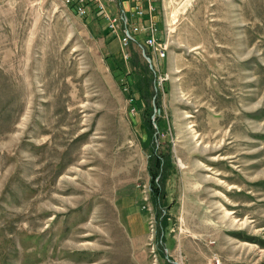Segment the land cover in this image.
Returning <instances> with one entry per match:
<instances>
[{"label":"rangeland","instance_id":"374dc122","mask_svg":"<svg viewBox=\"0 0 264 264\" xmlns=\"http://www.w3.org/2000/svg\"><path fill=\"white\" fill-rule=\"evenodd\" d=\"M155 4L0 0V264H264V0Z\"/></svg>","mask_w":264,"mask_h":264},{"label":"built area","instance_id":"2783aa9c","mask_svg":"<svg viewBox=\"0 0 264 264\" xmlns=\"http://www.w3.org/2000/svg\"><path fill=\"white\" fill-rule=\"evenodd\" d=\"M67 6L71 7L75 14L87 18L92 12L91 2H95L96 11L106 23L108 32L117 35L123 45H127L133 36L137 33L145 32V42L147 45L154 48L156 55L159 54L157 50H162V54L166 50L160 45L158 35V20H157V6L155 0H122L128 3L129 9L113 11L110 3L116 0H62ZM118 1V0H117ZM144 2V3H143ZM146 19V23H139V20Z\"/></svg>","mask_w":264,"mask_h":264},{"label":"trees","instance_id":"16d2710c","mask_svg":"<svg viewBox=\"0 0 264 264\" xmlns=\"http://www.w3.org/2000/svg\"><path fill=\"white\" fill-rule=\"evenodd\" d=\"M136 100H137V99H136ZM148 121H151V116L148 117ZM149 125H150V127H151V126H152V123H149ZM162 160H163V159L160 158V156L157 155V166H159V168H160V163H161ZM159 168H158V169H159ZM162 168H163V167H162ZM158 173H159V172L156 171V174H158ZM159 192H160V191H159ZM159 198H160V197H159ZM154 200L157 201V202H156V207H157V208H158V207H161V205H162V202H161V201H162V200H161V199H158V198H155Z\"/></svg>","mask_w":264,"mask_h":264},{"label":"crops","instance_id":"0c3cea01","mask_svg":"<svg viewBox=\"0 0 264 264\" xmlns=\"http://www.w3.org/2000/svg\"><path fill=\"white\" fill-rule=\"evenodd\" d=\"M144 20H146V19H144ZM146 22H147V20H146Z\"/></svg>","mask_w":264,"mask_h":264},{"label":"bare ground","instance_id":"6f19581e","mask_svg":"<svg viewBox=\"0 0 264 264\" xmlns=\"http://www.w3.org/2000/svg\"><path fill=\"white\" fill-rule=\"evenodd\" d=\"M107 178V177H106ZM107 180V179H106Z\"/></svg>","mask_w":264,"mask_h":264}]
</instances>
